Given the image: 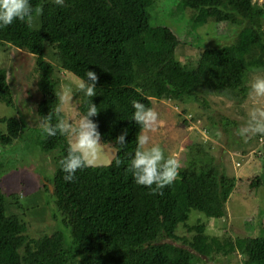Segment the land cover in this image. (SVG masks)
I'll return each mask as SVG.
<instances>
[{"label":"trees","instance_id":"trees-1","mask_svg":"<svg viewBox=\"0 0 264 264\" xmlns=\"http://www.w3.org/2000/svg\"><path fill=\"white\" fill-rule=\"evenodd\" d=\"M30 2L43 8L35 27L29 29L16 20L0 28V48L11 45L34 56L31 80L38 93L37 115L44 119L55 109L56 94H61L60 84L65 82L78 100L81 116L91 102L97 105L100 112L92 119L99 126L101 142L111 144L115 154L109 164L78 170L75 182H65L60 161L68 155V139L59 134L48 137L43 132L39 144L45 152L54 153L55 169L41 185L52 199V217L67 230L56 226L49 234L28 235L26 223L13 212L9 196L0 189V264L202 262L200 256L207 257L213 250L203 233L205 223H187L190 212L225 217L226 202L237 180L229 177L223 163L203 146L189 144L172 185L156 194L137 185L127 171L140 132V125L132 120V101L151 107V98H164L208 106L204 96L208 92H227L243 99L248 92V72L264 66V31L260 28L264 3L179 0L182 8L192 10L185 33L196 32L208 21L240 30L233 42L204 48L192 62L174 66L166 54L187 41L169 26L152 22L149 10L154 0H65L63 7L52 0ZM47 49L61 70L80 81L87 82L86 72L95 71L99 76L96 96L87 97L77 84L63 80L45 59ZM178 71L185 73L188 81ZM0 102L14 107L6 70L1 66ZM51 123H56L54 112ZM0 124L5 127L0 128L4 149L19 137L22 125L15 116H0ZM125 129L127 146L121 147L116 138ZM116 159L123 163L117 166ZM5 163L0 160V174ZM263 180L264 169L247 187L256 190ZM17 195L10 196L16 206ZM180 225L194 233L179 235ZM234 245L243 257L242 264H264V236L236 237Z\"/></svg>","mask_w":264,"mask_h":264},{"label":"rangeland","instance_id":"rangeland-1","mask_svg":"<svg viewBox=\"0 0 264 264\" xmlns=\"http://www.w3.org/2000/svg\"><path fill=\"white\" fill-rule=\"evenodd\" d=\"M253 1L264 3V0ZM149 11L153 23L169 26L187 41V44H180L174 52L166 54L169 63L174 66L178 62H192L204 48H216L233 42L240 30L230 25L221 28L214 21H208L197 27L196 32L185 33L192 10L182 8L179 0H154ZM260 28L264 31L263 21ZM45 57L59 71L63 80L79 85L80 79L61 70L48 49ZM0 66L6 70L14 103V107H10L0 102V116H15L22 125L21 134L11 145L4 149L0 146V160L6 162L0 174V189L9 196L8 202L11 209L14 207L13 212L26 223L28 235L38 237L49 234L56 226L67 230L52 217V199L41 185L52 176L55 162L52 158L54 153L45 152L39 144L44 119L35 111L38 93L34 80H31L34 56L6 45L0 48ZM178 74L188 81L185 73L178 71ZM258 76L264 77V66L248 72V92L243 99L227 92H208L204 95L208 106H204L200 102L184 104L172 99L151 98V107L158 112L162 121L155 132L148 133L153 144L161 145L166 156H174L180 161L187 145L199 144L215 160L223 163L229 177L237 180L236 188L226 202L225 217L209 218L197 210L190 212L187 223H205L203 233L213 250L207 257L200 256L202 262L196 264H242L243 257L234 245L235 238L264 236V180L256 190L247 187L252 177L263 172L264 137L257 135L245 143L237 135V129L246 123L252 107L264 106V100L253 101L248 95L251 82ZM60 88L61 94L67 96L63 106L65 118L78 123L81 117L77 109L78 100L72 96L65 82L60 84ZM0 128L5 129L3 124H0ZM114 154L115 149L111 144L102 143L95 165L109 164ZM14 193L18 194V206L10 197ZM178 232L187 237L194 233L187 232L182 225L178 227Z\"/></svg>","mask_w":264,"mask_h":264},{"label":"clouds","instance_id":"clouds-1","mask_svg":"<svg viewBox=\"0 0 264 264\" xmlns=\"http://www.w3.org/2000/svg\"><path fill=\"white\" fill-rule=\"evenodd\" d=\"M55 5L63 7L65 0H52ZM43 14V8L39 5L33 6L30 0H0V28L7 27L19 20L24 22L29 29L35 27V20ZM87 82L81 81L78 88L87 97L96 96V88L99 76L95 71L86 72ZM58 97L57 106L47 117L41 127L48 137H55L58 134L68 138V155L60 161L61 169L65 173V182H75L78 170L95 166V162L102 147L101 133L99 126L92 117L98 116L99 110L95 103L88 105L87 113L80 117L78 123H72L63 116L64 104L67 102L65 94H56ZM249 97L253 101L264 100V77H256L250 85ZM132 106L135 109L133 119L140 125V132L136 138V149L134 155L128 162L127 171L132 173L137 185L147 187L153 194L172 185L180 174L181 161L174 156H166L165 151L159 144H153L148 134L155 132L162 123L158 112L146 106L144 103L133 100ZM53 112L56 123L52 124ZM125 129L116 138V143L121 147L127 146ZM245 143L249 139L259 135L264 137V106H253L248 112V119L245 124L237 129ZM115 163L120 166L123 161L116 159Z\"/></svg>","mask_w":264,"mask_h":264},{"label":"water","instance_id":"water-1","mask_svg":"<svg viewBox=\"0 0 264 264\" xmlns=\"http://www.w3.org/2000/svg\"><path fill=\"white\" fill-rule=\"evenodd\" d=\"M49 190L52 191V186L51 184H48Z\"/></svg>","mask_w":264,"mask_h":264},{"label":"built area","instance_id":"built-area-1","mask_svg":"<svg viewBox=\"0 0 264 264\" xmlns=\"http://www.w3.org/2000/svg\"><path fill=\"white\" fill-rule=\"evenodd\" d=\"M237 164H239V163H237Z\"/></svg>","mask_w":264,"mask_h":264}]
</instances>
